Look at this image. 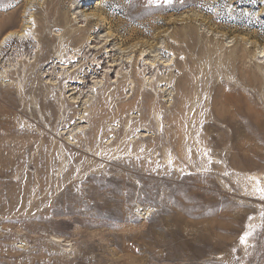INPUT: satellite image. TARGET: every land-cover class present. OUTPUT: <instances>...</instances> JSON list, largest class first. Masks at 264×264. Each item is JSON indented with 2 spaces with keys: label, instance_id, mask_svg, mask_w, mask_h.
<instances>
[{
  "label": "rangeland",
  "instance_id": "374dc122",
  "mask_svg": "<svg viewBox=\"0 0 264 264\" xmlns=\"http://www.w3.org/2000/svg\"><path fill=\"white\" fill-rule=\"evenodd\" d=\"M29 1L0 38L54 58L0 47V264H264V0Z\"/></svg>",
  "mask_w": 264,
  "mask_h": 264
},
{
  "label": "bare ground",
  "instance_id": "6f19581e",
  "mask_svg": "<svg viewBox=\"0 0 264 264\" xmlns=\"http://www.w3.org/2000/svg\"><path fill=\"white\" fill-rule=\"evenodd\" d=\"M28 2V1H27ZM31 2H33V0H30L29 1V3L28 4H30ZM11 18H12V20H11V24H10V30L5 34V35H3V36H1V38H0V47L3 45V43H6L7 44V46H11V45H13L12 47H15L16 45L15 44H13V42H15L16 41V43L17 42H20L21 40H23L24 38H26L28 35H29V37H31L32 35H31V33H29L28 32V30L29 29H32V26H28L27 25V22L26 21H23V23L19 26L18 25V22H17V17H18V14L14 11L12 14H11ZM32 19V18H31ZM31 19H29V20H31ZM19 20V19H18ZM28 20V21H29ZM29 23V22H28ZM12 27H13V29H12ZM14 27H16L15 29H14ZM19 27V28H18ZM31 31V30H30ZM51 37V36H50ZM30 39V38H29ZM25 40V39H24ZM28 40V39H27ZM32 40H37L38 42H39V44H40V48H41V53H40V55L38 54V50L36 51L37 53V55H38V57L40 56V58H42L43 59V61H45V62H43L42 60H41V62H43V66L44 65H47V64H49V62H50V59L51 58H54V54H52L53 52L51 51V53H50V51H48V50H46V52L45 53H42V50H43V46H45L44 44H47L46 45V47L48 46V43H50V38H49V35L48 34H46V33H43V34H41V35H36L35 37L34 36H32L31 37V41ZM52 42H54V41H52ZM51 42V43H52ZM54 44V43H53ZM52 44V45H53ZM15 45V46H14ZM19 45V44H18ZM5 46V45H4ZM21 47V46H20ZM45 49V48H44ZM47 49V48H46ZM13 51H14V49H13ZM18 51V50H17ZM16 51V52H17ZM15 52V51H14ZM260 52V51H259ZM5 54V53H4ZM14 54V53H13ZM17 54H18V56L19 55H21V51L19 50V53L17 52ZM16 53H15V55H17ZM25 54V53H24ZM19 57H21V56H19ZM19 57H17V58H19ZM37 57V56H36ZM12 58H13V56H12ZM22 58V57H21ZM47 58H49L48 60H47ZM8 59V58H7ZM20 59V58H19ZM23 59H24V57H23ZM37 59V58H36ZM39 59V58H38ZM9 61H10V59H8ZM15 60V59H14ZM53 60V59H52ZM16 61H17V59H16ZM20 61H21V59H20ZM36 62L37 61H39L40 62V60H35ZM8 62V61H7ZM19 62V61H18ZM36 62H35V64H36ZM53 62V61H52ZM5 63H6V61H5ZM11 63V62H10ZM13 63H15V64H17L16 62H13ZM152 63V62H151ZM154 63V62H153ZM3 64V63H2ZM12 64V63H11ZM11 64H9L8 66H7V68L6 67H2L3 69V71H2V73H0V76H3L2 74H4L5 76H6V73H8V75L10 74V71L12 70V69H14L15 67H13L12 69L10 68V66H11ZM1 65V64H0ZM14 66H16V65H14ZM42 66V67H43ZM18 67V66H17ZM16 69V68H15ZM48 77V75L46 76V78ZM48 81L49 80H51V79H47ZM47 84H51V81L50 82H47ZM96 84V83H95Z\"/></svg>",
  "mask_w": 264,
  "mask_h": 264
},
{
  "label": "snow or ice",
  "instance_id": "6c2138e0",
  "mask_svg": "<svg viewBox=\"0 0 264 264\" xmlns=\"http://www.w3.org/2000/svg\"><path fill=\"white\" fill-rule=\"evenodd\" d=\"M166 2H171V0H166ZM259 191L262 193V195H264V189H259ZM250 233H245V236L244 237H241V241L242 242H245L246 240V236L249 235Z\"/></svg>",
  "mask_w": 264,
  "mask_h": 264
}]
</instances>
